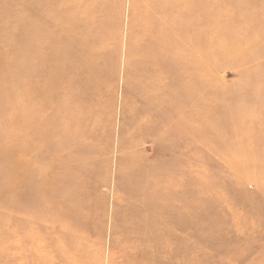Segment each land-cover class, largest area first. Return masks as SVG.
I'll return each mask as SVG.
<instances>
[{"label": "rangeland", "instance_id": "rangeland-1", "mask_svg": "<svg viewBox=\"0 0 264 264\" xmlns=\"http://www.w3.org/2000/svg\"><path fill=\"white\" fill-rule=\"evenodd\" d=\"M18 2L0 0V6H19ZM86 2V6H102L106 17L101 63L89 76L96 90L84 96L89 105L87 123L95 124L96 130L89 133V128H82L72 134L61 126L64 145L69 147V139L78 136L84 139L81 153L90 157L86 170L69 164L61 169L64 176L72 172L68 178H75L71 194L68 178L63 180V202L55 198V191L54 197L26 199L23 175L13 181L9 177L16 165L6 156L19 155L26 148L19 114L22 71L20 63H15L19 51L0 46V70L8 64L12 72L6 75L7 82L19 81L10 94L14 103L0 109V264H32L35 240L31 239L36 228L25 219L35 221L37 215L61 228L58 234L40 232L41 241L75 244V250L85 252L88 264H109L111 254L127 245H134L146 258L152 259L156 248L165 258L183 257L185 264H264V0H226L224 6L202 7L205 18L211 15L204 22L216 20V32L224 42L213 37L217 42L209 47L205 34L199 105L186 98L184 133H174L176 137L164 142L147 131L149 123L136 112L158 95L143 94L145 87L136 84V73L130 86L124 87L132 0ZM1 10L0 16L12 19L7 31L18 32L14 21L21 14L15 8ZM138 29L140 25L135 34ZM140 91L142 98L137 97ZM74 107V103L66 105ZM138 127L143 129L140 134ZM48 147L43 140L40 159L56 154ZM59 205L69 214H52ZM157 210L160 214L154 216Z\"/></svg>", "mask_w": 264, "mask_h": 264}, {"label": "bare ground", "instance_id": "bare-ground-1", "mask_svg": "<svg viewBox=\"0 0 264 264\" xmlns=\"http://www.w3.org/2000/svg\"><path fill=\"white\" fill-rule=\"evenodd\" d=\"M86 1L19 0V6H0L1 12L6 8L7 10H14L15 8L21 14V17L14 21L20 27L19 31L15 32L16 34L10 33L6 29L12 22L10 16H0V46L19 51V58H16L18 62L15 63H20L22 71L20 82L18 81L23 93L19 114L22 119L21 135L24 137L26 148L18 153L19 155L11 154L7 155L6 158L9 163L16 165L9 172L12 181L17 176L23 175L25 178L23 187L27 194L26 199L37 198V196L45 199L48 195L54 197L55 191L57 193L55 198L60 200L63 194L61 189L65 182L70 186L67 190L70 191V194L75 184L74 176L68 178L72 172H69L68 176H64L61 169L67 164L73 165L78 171L87 169V162L90 157L87 152L81 153L83 152L81 141L84 139H79L78 136L70 138L69 147H66L60 136L62 125H64V131L69 129L72 134L82 128H89V133L96 130L95 124L88 125L89 123H87L85 113L89 109V105H87L84 96L90 90H96L89 76L98 71L101 63L98 61L103 55L102 37L104 36L106 17L102 6H86ZM141 2H143L142 6H137ZM228 3L229 6H237L233 2L229 1ZM225 4L226 0H222V2L219 0H132L128 23L131 43L128 46L124 87L127 89L130 86L131 75L136 73V84L145 87L143 94L144 91H149L153 95H158L148 104L146 103L145 106L137 109L136 112L138 118L147 121V125L149 123L146 126L147 131L161 142H164L169 136L176 137L174 133L183 135L185 110L189 105L186 98L192 97L194 105L196 107L199 105L197 93L198 88L203 85L201 79L204 46L202 43L205 41V37L208 38L206 43L209 44V47L217 42L215 38L220 39V44L224 42L220 33L216 32L214 25L216 20L213 21L212 19L209 23L204 22L208 16L211 19V15L207 13L205 18V14L201 12L202 7L224 6ZM137 25H140V29H138L139 32L136 30L138 34H135ZM205 34L207 35L205 36ZM145 40L146 44L143 45ZM220 44L217 46L222 49ZM132 50H136V52L132 53ZM212 54L216 53L213 52ZM1 56L3 57L4 54ZM9 72L12 71H10L8 64H5L0 70L1 110H6L10 103H14V98L10 94L17 87L16 83L18 82L12 81V84L7 82L5 77ZM146 92L145 94H147ZM137 97L142 98L141 91ZM68 103H74L75 107L67 109ZM243 117L245 118V116ZM229 126L233 127V125ZM141 131L143 129L138 127L137 132L140 134ZM228 132L230 133V131ZM43 140L47 141L48 148L56 153L50 158L40 159V154L44 152L42 151ZM257 140L259 141V138ZM161 142L156 144V148ZM30 149H33L31 151L36 154L35 157H33V152ZM60 154L63 158L58 157ZM69 154L70 158L68 157ZM83 154L85 156H81ZM39 168L43 170L40 169L38 173L30 174ZM55 169L59 171H53ZM86 176L85 172L84 178ZM67 178L68 180H66ZM63 180L66 181L63 182ZM68 207H71V204ZM51 212L62 216L69 214L63 210L61 205ZM152 214L157 216L160 212L157 210L153 211ZM38 218L37 215L35 221L29 218L25 219L26 224L34 223L36 228L31 239L32 241L35 240L32 243L34 247L31 248L32 264L90 263L85 252L75 250V244L66 245L64 241L46 238L41 241L40 232L47 235V232L51 235L58 234L61 228L51 222L44 221L43 218ZM113 232V240L115 241L117 240L115 230ZM159 240L163 246H168L165 244V240L162 238ZM95 246L97 245L95 244ZM155 250L151 252L152 259H150L146 258L144 254L136 252L134 245H127L118 254L115 252L111 254L109 264L186 263L183 257L171 259L169 256V258H165L164 254Z\"/></svg>", "mask_w": 264, "mask_h": 264}]
</instances>
